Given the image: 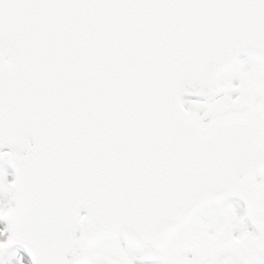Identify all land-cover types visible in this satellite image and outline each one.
I'll list each match as a JSON object with an SVG mask.
<instances>
[{"label":"snow or ice","instance_id":"6c2138e0","mask_svg":"<svg viewBox=\"0 0 264 264\" xmlns=\"http://www.w3.org/2000/svg\"><path fill=\"white\" fill-rule=\"evenodd\" d=\"M0 264H264V0H0Z\"/></svg>","mask_w":264,"mask_h":264}]
</instances>
